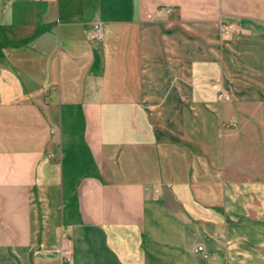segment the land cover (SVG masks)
Masks as SVG:
<instances>
[{
  "label": "crops",
  "instance_id": "obj_1",
  "mask_svg": "<svg viewBox=\"0 0 264 264\" xmlns=\"http://www.w3.org/2000/svg\"><path fill=\"white\" fill-rule=\"evenodd\" d=\"M247 129L264 0H0V264H264Z\"/></svg>",
  "mask_w": 264,
  "mask_h": 264
},
{
  "label": "built area",
  "instance_id": "obj_2",
  "mask_svg": "<svg viewBox=\"0 0 264 264\" xmlns=\"http://www.w3.org/2000/svg\"><path fill=\"white\" fill-rule=\"evenodd\" d=\"M166 12H170V10H166ZM219 30L222 35H230L236 30V28L233 24H220ZM89 36L98 41L103 39L104 37L103 24L100 21H96L92 24V27L89 31ZM218 96L221 100H225V101L229 100V95L226 94L223 90L219 91ZM227 124H229L230 126H235L236 121L230 120L227 122ZM194 251L196 253L201 254L205 259L209 258V253L206 251L205 247L201 244L197 245L194 248ZM55 252L59 257L60 263L71 262L72 253L70 248L66 246H57L55 247Z\"/></svg>",
  "mask_w": 264,
  "mask_h": 264
},
{
  "label": "rangeland",
  "instance_id": "obj_3",
  "mask_svg": "<svg viewBox=\"0 0 264 264\" xmlns=\"http://www.w3.org/2000/svg\"><path fill=\"white\" fill-rule=\"evenodd\" d=\"M197 47V43H195V48ZM199 53V50L195 49V54ZM261 132H264L262 129H247L246 131L240 132V136L244 138H250L256 134L260 135L259 138L261 139ZM260 150V149H259ZM264 164V163H262Z\"/></svg>",
  "mask_w": 264,
  "mask_h": 264
}]
</instances>
